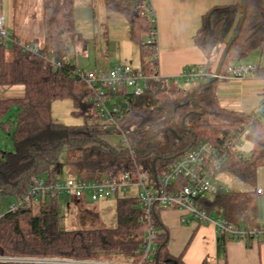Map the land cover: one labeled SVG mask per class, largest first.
<instances>
[{
    "label": "trees",
    "instance_id": "trees-1",
    "mask_svg": "<svg viewBox=\"0 0 264 264\" xmlns=\"http://www.w3.org/2000/svg\"><path fill=\"white\" fill-rule=\"evenodd\" d=\"M102 1L105 13L125 18L129 39L138 49L136 70L151 78L140 96L123 87L108 93L118 109L117 126L130 150L116 151L107 143V136H119L114 128L106 129L105 125L95 123L65 126L52 121L50 105L56 100H70L73 115L85 120L95 122L101 115L92 92L69 60L70 45L80 39L75 34L74 0H43L42 57L23 53L19 45L0 43V87H24L21 98L0 95V130L11 138L13 147L12 152L0 153V197L10 196L18 201L26 196L34 177L54 181L62 176L64 166L82 182L118 181L126 174L133 177L138 168L155 187L180 156L201 143H209L226 158L216 174L225 173L237 183L255 189L258 171L264 170V118L253 120V113L222 109L217 98L218 80L207 79L182 88L173 79H156L157 46L152 43L156 37L155 24L145 11L146 1ZM244 3L240 27L242 0L239 6H214L201 17L193 43L205 57L202 67L208 72L221 51L217 71L224 73L251 53L264 49V3L262 0ZM12 37L21 45L37 43ZM48 56L59 67L44 59ZM259 70L264 73V69ZM238 133L252 145L250 151L228 146ZM186 185L185 180L179 179L168 191ZM76 203L80 205L82 200ZM197 205L215 219L245 229L258 228V196L254 192H220L198 201ZM162 210L156 206L147 214L138 196L118 199L114 228L63 231L59 227V199L43 197L28 208L2 214L0 255L105 258L134 263L140 258L147 229L152 226L156 239L150 264H182L181 257H173L168 251L169 233L160 221ZM80 218L93 221L95 214L84 210ZM259 239L264 243V226ZM231 240L234 239L225 234L218 235V251H223Z\"/></svg>",
    "mask_w": 264,
    "mask_h": 264
},
{
    "label": "built area",
    "instance_id": "built-area-1",
    "mask_svg": "<svg viewBox=\"0 0 264 264\" xmlns=\"http://www.w3.org/2000/svg\"><path fill=\"white\" fill-rule=\"evenodd\" d=\"M146 1L145 11L149 13L151 22L155 24V18L152 13L148 0ZM264 3V0H262ZM156 39H152L155 43ZM0 43L5 45H19L23 53L36 57H42L40 47L37 44L21 45L14 39L11 33L5 27V21L0 16ZM51 54V53H50ZM103 59V55L100 56ZM44 59L54 67H59V63L52 56ZM157 60V51L154 55ZM102 63V62H101ZM78 74V73H77ZM80 75V74H79ZM259 76V78H256ZM84 85L92 92L101 118L107 125L106 129H116L121 138L120 144L113 145L116 151L130 150L127 139L123 132L117 126L115 119L118 114L117 107L113 106V99L109 96V91H116L118 88H125L134 96H140L148 88L150 77L143 75L136 69L128 65L114 66L105 69L100 64L94 71L88 72L81 76ZM156 79L162 78L160 75ZM213 79L218 81H246V80H263L264 73L260 72L259 67L253 64H238L226 69L224 73L217 71V64L211 71H207L202 66H194L184 69L173 80L176 83H185L194 85L199 81ZM264 118V97H262L253 112L252 119ZM242 138L241 134L235 135V138L228 143V146H234ZM226 158L224 155L217 153L209 143H201L180 156L169 168L167 173L153 187L150 185L147 174H142L138 168L136 173L131 177L126 174L118 181L103 182H82L75 178L56 179L47 181L45 178L34 177L28 188L26 196L16 201L9 207V213H14L20 208H28L33 203L38 202L43 197L64 198L67 201L84 200L88 197L91 202L109 199L119 191L129 186L139 187L141 189L138 198L141 206L147 214H150L154 207L159 206L164 209H175L187 213L189 217L200 224L213 225L217 234H225L236 240L256 239L259 240L262 226L255 229H245L242 226L229 224L226 221L215 219L207 214L206 211L198 207L197 202L208 198L220 192L229 193L228 189L219 187L214 182V177L218 173ZM182 179L187 185L180 190L169 192V188L177 180ZM239 184H237L238 187ZM242 185V186H241ZM238 187L239 193L254 192L257 196L262 194L261 189L249 188L243 184ZM7 213V212H6ZM3 213L0 212V218ZM184 221V220H182ZM156 239V232L152 226H149L145 236V243L140 251V258L134 263H123L107 259L81 260L75 258H56V257H33V256H11L0 255V264H150L153 253V242Z\"/></svg>",
    "mask_w": 264,
    "mask_h": 264
},
{
    "label": "crops",
    "instance_id": "crops-1",
    "mask_svg": "<svg viewBox=\"0 0 264 264\" xmlns=\"http://www.w3.org/2000/svg\"><path fill=\"white\" fill-rule=\"evenodd\" d=\"M148 2L155 18L158 74L166 79H173L186 68L203 66L206 63L201 51L195 47L193 37L200 28L201 17L210 8L221 5H240V0H148ZM12 4V0L0 1V16L3 17L8 32L23 42L37 41L22 40L21 36L20 38L9 30ZM77 8L76 0H74L75 23ZM118 41V60L123 62L129 60L135 63L133 59L125 56L126 51L123 53L121 51L122 48H130L132 49L130 55L134 56L136 53L138 56V49L136 51L134 47H129L128 42H131L129 32ZM108 52L105 49L96 53V67L103 64L105 59H110ZM220 54L215 57L214 66L216 64L218 66ZM249 60L250 64L264 69V49L252 55ZM138 66L139 61L133 69H137ZM0 95L3 98H21L24 95V87H0ZM262 97H264L263 80L225 81L219 83L217 87L219 106L230 112L253 113ZM237 184L241 188L242 185ZM255 189L262 190V194L258 196V226H264L263 169L258 171ZM70 202L72 201L65 199L66 208L70 207ZM160 221L169 233L167 248L170 255L181 257L182 264H264V243H260V239H234L225 244L223 251H218V234L213 225L195 222L187 213L175 209L162 210Z\"/></svg>",
    "mask_w": 264,
    "mask_h": 264
},
{
    "label": "rangeland",
    "instance_id": "rangeland-1",
    "mask_svg": "<svg viewBox=\"0 0 264 264\" xmlns=\"http://www.w3.org/2000/svg\"><path fill=\"white\" fill-rule=\"evenodd\" d=\"M11 8V23L9 30L14 32L17 36H21L22 40H37L35 43L39 47L45 38L44 30L41 26L42 12H43V0H12ZM77 16L75 23V34L79 40H76L73 45H70V62L75 66L76 73L81 76H85L88 72L94 71L97 67L96 53L102 52L106 49L108 57L103 62L105 69L112 68L114 66L129 65L134 68L138 61L139 56L130 55V48H122V53L126 51V57L135 61H122L118 60V39L122 40L123 36H126L129 32L128 24L125 18L121 15H110L105 13L102 0H76ZM20 37V38H21ZM109 43V44H108ZM129 47H134L133 43L128 42ZM108 44V47H107ZM113 46V47H112ZM41 48V47H40ZM126 49V50H125ZM258 52L251 53L247 59H243L241 64H250V58L252 55H256ZM121 55V54H120ZM243 62V63H242ZM249 62V63H247ZM222 81H220L221 83ZM225 82V81H223ZM182 88H188L189 85L185 83H179ZM15 112L11 111V115ZM50 114L52 121L55 124H61L65 126H80L84 124H100L107 125L103 118L97 119L95 122L91 120H85L82 117L73 115V106L70 100L65 101H52L50 105ZM109 143L113 145L120 144L121 138L119 136H107ZM235 148L244 152L250 151L252 145L245 141L244 138H240L235 143ZM11 138L0 130V153L12 152ZM62 179L75 178L70 168L64 166ZM214 182L222 188L229 191H237V182L229 175L225 173L216 174ZM141 189L135 186H129L122 191H119L116 195L109 199L100 200L98 202H91L88 197H85L82 204H77L75 201L70 202V207L66 208L65 199L60 197L59 207L61 215L59 217V227L63 231L70 230H95V229H111L117 224L116 215V202L118 199H127L137 197ZM16 200L13 197H0V212L6 213L9 211V207L15 204ZM84 210H89L95 214V220L89 218L82 220L80 218L81 213ZM105 259V258H103Z\"/></svg>",
    "mask_w": 264,
    "mask_h": 264
},
{
    "label": "water",
    "instance_id": "water-1",
    "mask_svg": "<svg viewBox=\"0 0 264 264\" xmlns=\"http://www.w3.org/2000/svg\"><path fill=\"white\" fill-rule=\"evenodd\" d=\"M244 15H245V3H244V0H242V15H241V21H240V25H239V27L241 26V23H242V21H243ZM232 41H233V39H232V40L228 43V45L226 46L225 51H224V53H223V57L226 56V53H227V51H228V49H229V47H230ZM220 66H221V63H219L218 68H219Z\"/></svg>",
    "mask_w": 264,
    "mask_h": 264
}]
</instances>
